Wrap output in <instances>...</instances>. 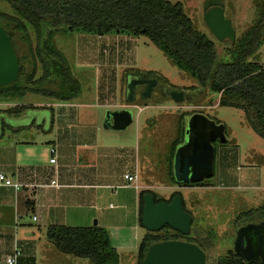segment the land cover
I'll use <instances>...</instances> for the list:
<instances>
[{
  "label": "rangeland",
  "instance_id": "374dc122",
  "mask_svg": "<svg viewBox=\"0 0 264 264\" xmlns=\"http://www.w3.org/2000/svg\"><path fill=\"white\" fill-rule=\"evenodd\" d=\"M170 1L183 4L194 26L214 42L218 59L230 62L229 50L236 49L242 36L256 23L263 0ZM208 1H220L224 5L225 16L235 29V40H219L207 26L204 16ZM18 21L21 18L11 4L0 0V25L11 27ZM41 33L40 37L29 24L17 32L15 40L24 67L28 72L36 68L35 81L42 78L45 72L43 57L52 49V56H56L68 75L79 83L80 95L69 101L71 105L62 107L63 101L43 95L31 83L23 97L0 99V134L3 133L0 152L6 148L5 153L8 151L15 157L18 150L19 160L29 166L49 163L52 143L61 131L65 137L69 133L66 129L57 130L53 122L62 117L60 114L68 113V117L62 118L73 124L71 135L97 136L101 144L136 149L138 156L134 168L139 171V182L150 186L159 198L169 199L174 192L181 193L185 209L193 217L188 235L206 253L207 264H216L219 257L236 250L239 230L260 222L258 213L250 217L241 214L264 205V179L258 181L260 167L264 164V139L251 127L246 111L220 105V94L202 87L198 80L179 69L146 36L100 35L48 26H43ZM250 60L264 65V42ZM137 72L148 74V78L157 83L149 97L142 94L144 84L136 85L135 99L128 101V80ZM176 91L183 92V100L174 98ZM124 108L132 111L133 123L124 130L105 128L107 110ZM195 113L223 122L228 141L218 139L215 143L213 176L196 183L199 185H179L172 181L173 151L185 136L189 120ZM32 216L33 212H29L20 222L34 227ZM95 221L98 218L89 225H94ZM11 226L13 232L16 224ZM166 231L163 229L159 233ZM169 231L175 233L173 229ZM122 233L124 238L134 235L132 229ZM41 236L36 264H93L90 258L58 250L47 239L45 230ZM118 237L122 238L121 234ZM142 238L143 235L134 243L139 245ZM118 253L119 264H138V246L129 244L118 249Z\"/></svg>",
  "mask_w": 264,
  "mask_h": 264
},
{
  "label": "trees",
  "instance_id": "16d2710c",
  "mask_svg": "<svg viewBox=\"0 0 264 264\" xmlns=\"http://www.w3.org/2000/svg\"><path fill=\"white\" fill-rule=\"evenodd\" d=\"M7 1L21 18L17 24L4 27L12 38L20 62V73L12 84L0 86V99L23 97L31 83L43 95L63 102H69L80 95L79 83L68 75L64 64L56 56H52L54 52L52 49L48 48V52L43 57L45 72L42 78L35 81V67L31 72L26 70L15 40L17 32L26 29V24L31 25L40 37L43 26L52 29L63 27L69 30H85L100 35L125 33L134 37L146 36L179 69L198 80L202 87L220 94V105L244 109L251 127L264 139V65L259 61L250 60L257 55L264 42V0L256 23L242 36L237 48L229 50L232 58L230 62L218 59L214 42L194 26L181 2L174 3L170 0ZM213 6L224 8L220 1H208L206 11ZM131 76L151 79L148 78V74L143 75L142 72ZM175 150L176 146L173 160ZM172 169V181L177 183ZM147 193L153 194L156 202H170L177 194L181 195L177 191L169 199H162L150 189L141 190L139 222L142 227L144 196ZM254 213L259 214V221L264 220V205L241 216L250 217ZM163 229L167 230L165 234H160L159 231H147L138 247V264H143L149 246L155 242L184 240L194 243L189 235L179 231L171 233L169 230L172 228L168 225L161 230ZM46 237L63 253L90 258L93 264H119L120 256L112 244L108 230L98 224L83 227L52 224L47 227ZM216 264L263 263L253 259L249 261L236 250H229L227 255L218 258Z\"/></svg>",
  "mask_w": 264,
  "mask_h": 264
},
{
  "label": "crops",
  "instance_id": "0c3cea01",
  "mask_svg": "<svg viewBox=\"0 0 264 264\" xmlns=\"http://www.w3.org/2000/svg\"><path fill=\"white\" fill-rule=\"evenodd\" d=\"M65 103L61 104L62 107L71 105L70 102ZM67 114L60 115L68 117ZM62 117L54 120L53 125L56 124L57 130L66 129L69 133L65 137L61 131L52 143V147L57 149L56 164L29 166L19 160L18 150L15 157L8 151L5 153L6 148L0 152V173L27 184L17 192L13 188H4L0 194V264H7V256L15 249L21 251L17 264H36L41 234L43 230L46 233L52 224L83 227L90 226L91 221L98 218V223L108 230L117 251L129 244L139 247L140 243L136 245L134 240L147 233L139 222V195L141 190L151 187L139 182V171L134 168L138 156L136 149L101 144L97 136L83 138L71 135L73 124ZM126 172L138 175V188L134 185L117 188L127 183ZM261 179H264V164L258 174V181ZM51 180H57L59 186L49 185ZM115 188L117 192L113 193ZM29 212L37 217L34 220L32 216L36 223L34 227L20 222ZM12 223L16 224L13 232ZM29 225L32 226L27 227ZM128 229H132L134 237L124 238L122 232Z\"/></svg>",
  "mask_w": 264,
  "mask_h": 264
},
{
  "label": "water",
  "instance_id": "95a60500",
  "mask_svg": "<svg viewBox=\"0 0 264 264\" xmlns=\"http://www.w3.org/2000/svg\"><path fill=\"white\" fill-rule=\"evenodd\" d=\"M205 22L212 33L219 39H236L232 22L226 18L224 8L213 6L205 13ZM20 73V62L17 57L12 38L8 31L0 25V86L15 82ZM148 82L143 96H150L157 81L153 78L133 77L128 80L127 99H135V86ZM176 100H183L181 91L173 92ZM134 121L130 109L107 110L104 127L107 129L124 130ZM211 136V138H210ZM227 141L226 127L223 123L207 117L202 113L191 116L184 142L175 151L173 161L174 178L179 184L197 183L214 175L215 146L214 141ZM194 144V153H190ZM203 173H205L203 175ZM193 217L185 209L182 195L177 194L170 202H156L151 193L144 196L143 227L147 231L158 232L166 225L184 235L191 232ZM98 221L94 222L97 225ZM247 238L243 245L247 254L243 256L251 261L256 252V243L264 249V220L248 225ZM237 250V249H236ZM206 253L196 244L184 240H164L151 244L146 252L143 264H207ZM260 261V260H259ZM264 264V260H261Z\"/></svg>",
  "mask_w": 264,
  "mask_h": 264
},
{
  "label": "built area",
  "instance_id": "2783aa9c",
  "mask_svg": "<svg viewBox=\"0 0 264 264\" xmlns=\"http://www.w3.org/2000/svg\"><path fill=\"white\" fill-rule=\"evenodd\" d=\"M51 158L50 163L56 164L57 163V149L55 147L51 148ZM125 179L127 180V183H125L122 186L118 187H129L134 185L136 188H138L137 181H138V175L132 174L130 172H126L124 174ZM51 186H59L57 180H51L50 184ZM27 184L13 181L12 179L8 178L4 173H0V194L2 193V190L4 188H13L16 192L22 190L24 187H26ZM117 188L112 190L113 193L117 192ZM34 220L37 219L36 216H33ZM21 255V251L19 249H15L14 252L11 255H8L6 258L7 264H17L18 258Z\"/></svg>",
  "mask_w": 264,
  "mask_h": 264
},
{
  "label": "flooded vegetation",
  "instance_id": "af4514ba",
  "mask_svg": "<svg viewBox=\"0 0 264 264\" xmlns=\"http://www.w3.org/2000/svg\"><path fill=\"white\" fill-rule=\"evenodd\" d=\"M146 80H149V79H146ZM144 85H145V90L142 92V94L146 91V89H147V86H148V82H145V83H143ZM127 94H128V92H127ZM185 131V130H184ZM184 138H185V136H183V140L181 141V143L180 144H178V145H176V149H177V147L179 146V145H181L183 142H184ZM210 138H211V136H210ZM217 141V140H216ZM216 141H214L213 143H214V146H215V143H216ZM195 146H194V144H192L191 145V151H190V153H194V148ZM176 151V150H175ZM175 155V154H174ZM174 161V160H173ZM214 162H215V158H214ZM205 173H203V175H204ZM207 179V178H206ZM203 180H205V179H203ZM203 180H201L200 182H202ZM198 183V182H197ZM190 184V183H189ZM192 184V183H191ZM248 234H249V232H248V230H247V228H241L240 230H239V234H238V236H237V238H236V242H235V249H237L236 251L237 252H239L240 254L241 253H243V254H247V252H246V249H245V247H244V245H243V238L244 237H246L247 238V236H248ZM256 252H254L252 255H251V258H255L256 259V261H258V262H260L261 260H264V249H263V246H262V244H259V242H257L256 243ZM242 254V255H243ZM260 260V261H259Z\"/></svg>",
  "mask_w": 264,
  "mask_h": 264
}]
</instances>
